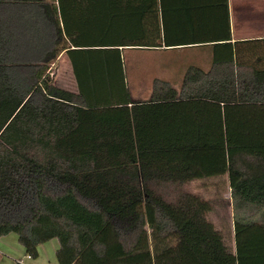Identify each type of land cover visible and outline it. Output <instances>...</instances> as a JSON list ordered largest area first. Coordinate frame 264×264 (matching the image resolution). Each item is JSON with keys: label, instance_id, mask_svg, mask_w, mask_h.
<instances>
[{"label": "trees", "instance_id": "trees-1", "mask_svg": "<svg viewBox=\"0 0 264 264\" xmlns=\"http://www.w3.org/2000/svg\"><path fill=\"white\" fill-rule=\"evenodd\" d=\"M206 46L208 70L134 99L124 51ZM63 54L77 93L51 78ZM222 176L234 251L209 201L157 191ZM12 234L33 261L58 240L57 264H264V40L232 42L228 0H0V238Z\"/></svg>", "mask_w": 264, "mask_h": 264}, {"label": "rangeland", "instance_id": "rangeland-1", "mask_svg": "<svg viewBox=\"0 0 264 264\" xmlns=\"http://www.w3.org/2000/svg\"><path fill=\"white\" fill-rule=\"evenodd\" d=\"M192 51H128L125 54L127 77L131 91L138 98L149 97L152 80L160 78L170 80L178 89L181 84L182 71L189 65L194 64ZM170 67V68H168ZM168 68V69H167ZM51 78L54 85L68 91L75 90L74 80L59 60L51 70ZM157 191L168 201H175L182 194H192L211 203L212 212L208 215L215 228L225 237L226 244L234 251V217L232 208L231 190L227 176L198 180L184 185H165L157 187ZM59 249L58 240H53L39 248L40 257L31 263L22 252L18 244V236L12 234L0 238V264H13L19 257L30 264H57L56 252Z\"/></svg>", "mask_w": 264, "mask_h": 264}, {"label": "crops", "instance_id": "crops-1", "mask_svg": "<svg viewBox=\"0 0 264 264\" xmlns=\"http://www.w3.org/2000/svg\"><path fill=\"white\" fill-rule=\"evenodd\" d=\"M228 10L230 15L233 43L264 40V0H228ZM163 50L164 49H161L160 51ZM128 51H138V50H126L124 51V54H126V52ZM148 52H153V51H148ZM211 59H212L211 48L209 46L192 48V60L194 65H199L203 69L208 70L211 64ZM59 60L62 64L65 65V67L69 69V72L74 80L75 90H72L70 92L77 93L78 89L73 75L72 66L68 57L65 54H63L60 56ZM132 94L135 93L132 92ZM150 96H151V92L149 97ZM149 97H147L145 100L149 99ZM134 99L139 100L141 98H138V96L135 95ZM22 252L25 254L24 249L22 250ZM25 257L27 258L28 261H31V263L35 262L31 260L28 256H26V254ZM17 260H21L22 263L24 264H30L25 262L21 257L14 260V262ZM0 261H2L1 258Z\"/></svg>", "mask_w": 264, "mask_h": 264}, {"label": "built area", "instance_id": "built-area-1", "mask_svg": "<svg viewBox=\"0 0 264 264\" xmlns=\"http://www.w3.org/2000/svg\"><path fill=\"white\" fill-rule=\"evenodd\" d=\"M1 258V257H0Z\"/></svg>", "mask_w": 264, "mask_h": 264}]
</instances>
